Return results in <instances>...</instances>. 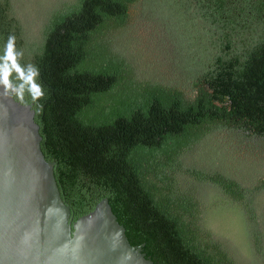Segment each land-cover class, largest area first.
<instances>
[{"label":"trees","instance_id":"obj_1","mask_svg":"<svg viewBox=\"0 0 264 264\" xmlns=\"http://www.w3.org/2000/svg\"><path fill=\"white\" fill-rule=\"evenodd\" d=\"M40 1L0 0V77L70 222L103 198L152 264H264V0Z\"/></svg>","mask_w":264,"mask_h":264},{"label":"water","instance_id":"obj_2","mask_svg":"<svg viewBox=\"0 0 264 264\" xmlns=\"http://www.w3.org/2000/svg\"><path fill=\"white\" fill-rule=\"evenodd\" d=\"M18 90L0 77V264H152L144 240L128 244L105 199L70 222L31 105L12 98Z\"/></svg>","mask_w":264,"mask_h":264},{"label":"rangeland","instance_id":"obj_3","mask_svg":"<svg viewBox=\"0 0 264 264\" xmlns=\"http://www.w3.org/2000/svg\"><path fill=\"white\" fill-rule=\"evenodd\" d=\"M31 5H39V9H43L44 8V6L41 4V1L40 0H34V2H31L30 3ZM124 42H125V40H124ZM123 42V43H124ZM124 45H126V43H124ZM133 49H135V47L133 48ZM264 192L262 193V194H260L257 198H256V201H257V203H258V207L261 209V206L262 205H264ZM224 218H225V220H224ZM224 218L222 217V219H221V222L223 223V224H226V225H230V224H232V222L231 221H228L227 219H226V217L224 216ZM221 229H223V230H226V231H228L227 229H224V228H222V226H220V230ZM232 233V232H231ZM226 243H227V245L229 246V248H230V251L232 252V253H234V254H236V255H238L236 252H235V247H236V245H238V246H242L243 245V240L240 238V236L239 235H237V234H235V235H233V236H229L227 239H226ZM249 260V259H248Z\"/></svg>","mask_w":264,"mask_h":264},{"label":"clouds","instance_id":"obj_4","mask_svg":"<svg viewBox=\"0 0 264 264\" xmlns=\"http://www.w3.org/2000/svg\"><path fill=\"white\" fill-rule=\"evenodd\" d=\"M37 95H39V92L37 91Z\"/></svg>","mask_w":264,"mask_h":264}]
</instances>
